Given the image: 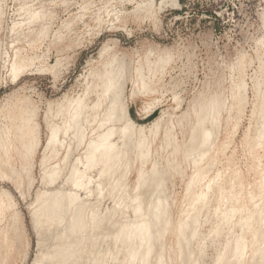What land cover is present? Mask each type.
Wrapping results in <instances>:
<instances>
[{
  "label": "rangeland",
  "instance_id": "374dc122",
  "mask_svg": "<svg viewBox=\"0 0 264 264\" xmlns=\"http://www.w3.org/2000/svg\"><path fill=\"white\" fill-rule=\"evenodd\" d=\"M110 69L112 110L100 83ZM126 114L134 127L113 177L117 209L121 196L88 165L87 145L110 129L119 145ZM199 119L210 140L197 151ZM74 168L86 190L70 182ZM149 178L157 192L145 197L160 202L165 223L149 264L224 255L262 264L264 0H0V264H34L66 243V221L37 235L31 213L42 195L75 194L86 213L97 205L98 215L132 222L134 200H144L136 184ZM102 226L87 246L69 240L82 252L76 262L98 263L105 250V264H126L111 239L95 245Z\"/></svg>",
  "mask_w": 264,
  "mask_h": 264
},
{
  "label": "bare ground",
  "instance_id": "6f19581e",
  "mask_svg": "<svg viewBox=\"0 0 264 264\" xmlns=\"http://www.w3.org/2000/svg\"><path fill=\"white\" fill-rule=\"evenodd\" d=\"M114 77H115V73L112 69H110L108 72H106L101 77V81H100L105 97L107 99H110V104H109L110 110L113 109L114 104H115V98H116V95L113 91L114 86H115V82L113 79ZM111 93H112L111 98H108ZM108 115H107L106 121H109ZM76 116H78V114H76ZM126 116H127V114L124 116V119L126 121V127H125V129L123 128V130H121L122 132H120L121 137L119 139V141H120L119 145L112 142V140H111L112 137L114 136L113 129L106 130L104 133L97 135L95 140L90 141L87 145L88 165L91 167H98L99 168V178L101 180H106L107 182H109L110 180L111 181L113 180L112 183L111 182H109L110 184L108 183L110 185V188L106 187V184H107L106 182H104L105 185L104 184L101 185V183H102L101 182L100 186H102V188H104V186H105L106 188L111 189L110 193L113 195H118V196L123 195L122 184H121V179L118 177L117 180H115L116 178L114 176H116L118 174V173H116L117 169H119V167L122 163V160H123V156L125 155V150L129 147V143L132 140V136H133V129L132 128L134 127L133 125H131L130 122H128V120L126 119ZM75 119H76V117H75ZM201 121H202L201 119H199L197 121L198 122L197 128L193 132L192 137L190 139V142L193 144L192 146L191 145L190 146L193 147V146L197 145L196 148L194 149L197 151H200L201 149L207 147V145L209 144V140H210V133L205 131L202 128H198L202 123ZM101 127H102V125L99 128H101ZM54 140H55V135L52 133V135L50 136V138L47 141V145L52 144L54 142ZM194 141H195V143H194ZM82 178H83V175L81 173H79L77 170H75V168H74V170L72 171V177H70V182L73 183L74 188L80 187V188H83L86 190V186L84 187L81 184ZM98 180H97V182H98ZM98 186H99V184H98ZM152 186H153V194L151 193V195H155L157 192V184L155 183L154 179L149 178V179H146L143 181L141 180L136 184L135 195H138V194H136L137 191H142L143 192L142 195L144 196V200H143V198L142 199L139 198V199L134 200L136 203V206L134 207L135 219L132 222H126L127 220H125L126 219L125 217H124V220L119 218V217H118L119 218L118 220L117 219L114 220V218H117V216H116L117 212L115 214H113V216H110V214H111L110 212H109L110 214L106 213L105 215L108 214L107 217L101 216V215H103V213L105 211L101 215H98L99 210L95 211V209L96 208L100 209V208H98L97 205H96L97 207L94 206L93 211L89 210L88 213H86L85 209H87V208H85V206H86L85 203L84 204H83V202L78 203L80 201L78 200V198L75 197L76 195L74 193H73L74 194L73 196H71L72 194L70 195V193H67L68 195L65 193V195H63V196H62L63 193L62 194L54 193V195L52 194V195H50V197H46V196L43 197V195H42L41 197H43V198H41V197L38 198L41 201L39 207L37 208L36 211H33L31 213L32 224H33L34 229L37 232V235L39 236L40 234H43L41 232H44V228L47 229L49 227L47 225H55L56 228H57V226H59L58 229L60 231V228H61L60 225L62 223H64L65 221L67 222L66 226L68 225L67 228H69V229L67 230V228H66V232L68 231L67 232L68 234H66V232H65V234L67 235L66 237L64 236V234L62 232L63 236H61L62 237L61 239H64V237L67 239V241L65 239V241H66L65 244L62 243L63 244L62 245L59 243L60 245H62V248H59L58 251L55 250V248H53V252H54V250L57 251L53 254L51 252L52 251V249H51L50 254H52V256H50V254L48 252L47 254H49V255H46V256L43 255L42 257H37L38 259L39 258H41V259H39V260L36 259L38 261H36L34 264H39V263L42 264L41 262H43L44 260L46 261V264H47V260H49V262H51V263L53 261V264H56V263L57 264L58 263L59 264H75V263L79 264L81 261L79 263H77L78 258H76V257L78 255V253L80 252V250L78 253L77 252L73 253L72 251L75 250L74 247H76L77 245L73 247L74 248L73 250H71V244H68L69 240H71L72 238L75 239V237H73V236L76 235L79 237V239L81 237V239L79 240V243L80 242L82 243V241L84 242L87 239L88 235L93 237L94 232H97L96 231L97 227L100 228V226H102L103 223H104V225H103L104 227L102 226L101 230L98 229V230H100L99 231L100 235L98 236V233H97V235H95V238H93L94 241L98 237H100L101 238L100 240L103 242L106 241L107 238H109L112 240L115 247L116 248L118 247L119 251L124 248L123 251L126 252V253H124V256L126 258H128L126 264H149L152 261V259H154L153 248H154L155 238H156L158 232L162 233L164 231V229H162V228L165 226V223L163 222L164 212L160 207V202L158 200H153L152 196H151L152 198L150 196L145 197V195H146L145 191L148 192V189L150 187L152 188ZM105 189H104V193L106 192ZM107 191H109V190H107ZM149 191H151V190H149ZM88 193H89V191H88ZM102 193H103V190H102ZM110 193L108 195H110ZM98 195H101V194H98ZM148 195H150V192ZM118 196H116V198ZM87 198H89V197H87ZM114 200H119V197H118V199H114ZM138 200H139V202H138ZM38 202H39V200H38ZM91 203H93V202H91ZM115 204L117 205V207L115 206L117 209L122 205V196L120 197L119 202H117ZM93 205L94 204H92V206ZM114 205H113V207H114ZM90 208L88 207V209H90ZM115 209H113V210H115ZM113 210H112V212H113ZM120 217L123 218V215ZM110 219L111 220L113 219L114 221L112 220L113 222H111ZM122 220L125 222H123ZM105 223L106 224L108 223V225L109 224L110 225L105 226ZM55 226H52V227H55ZM50 227L48 229H50ZM52 227H51L50 232H53L54 230L56 232L55 228H53L54 230L52 231ZM41 228L43 229V231L40 230ZM109 228H110V231L112 233L108 231ZM62 229L65 230L64 226L62 227ZM106 230L109 232V234H111L110 236H108V233L106 232ZM47 232H48V234L50 233L48 230H47ZM106 235L108 237H106ZM59 236H60V234H59ZM259 236L264 241V223L261 224ZM56 238H57V235H56ZM88 238H90L89 240H92L91 237H88ZM58 239H60V237ZM76 239H75V241H76ZM97 240H98V242L100 241L99 239H97ZM42 241L45 242L44 240H42ZM58 241H60V240H58ZM72 243H73V241H72ZM94 243H96L95 245H98L97 241H95ZM82 244L84 245L85 243H82ZM91 244L94 245L93 243H91ZM45 245L44 244L42 245L40 243L39 246L40 247L44 246V250H45ZM57 245H56V248H57ZM72 245H75V244H72ZM99 245L101 247L103 244L102 245L99 244ZM84 246H87V244ZM58 247H61V246H58ZM90 248L93 249V246ZM84 249H86V247ZM100 249H102V248H100ZM100 249L97 250V248H96L97 251H100ZM87 250L89 251V248ZM96 250H94V254H95ZM104 252H105V250H104ZM81 253H79V254L81 255ZM87 253H89V252H87ZM103 253H101L102 255H99L101 257H97L95 255L96 256L95 258H98L99 264H105L104 258L107 255V251L104 254ZM98 254H99V252L97 253V255ZM256 254L260 258V262L262 264H264V244L261 248L258 249V251H256ZM91 255H93V254H91ZM37 256H39V255L37 254ZM88 256H90V255H88ZM93 256H92V259H95V258H93ZM224 256L219 257L216 260L215 264H230L229 260H226ZM86 258H88V257H86ZM157 258H158V260H162L161 255H157ZM92 259L90 258L89 260L91 261ZM98 263H95V260H94V263H92V264H98ZM238 263H240V259L237 261V264ZM88 264H89V262H88Z\"/></svg>",
  "mask_w": 264,
  "mask_h": 264
}]
</instances>
